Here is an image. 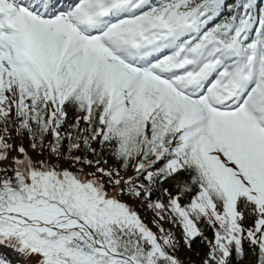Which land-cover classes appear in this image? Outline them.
Listing matches in <instances>:
<instances>
[{
	"label": "snow or ice",
	"instance_id": "snow-or-ice-1",
	"mask_svg": "<svg viewBox=\"0 0 264 264\" xmlns=\"http://www.w3.org/2000/svg\"><path fill=\"white\" fill-rule=\"evenodd\" d=\"M175 226L264 264V7L0 0V264H184Z\"/></svg>",
	"mask_w": 264,
	"mask_h": 264
},
{
	"label": "trees",
	"instance_id": "trees-1",
	"mask_svg": "<svg viewBox=\"0 0 264 264\" xmlns=\"http://www.w3.org/2000/svg\"><path fill=\"white\" fill-rule=\"evenodd\" d=\"M137 209L140 212V214L144 216V218L150 222L151 213L147 212L146 210L142 208H139L138 205H137ZM173 231L175 232L177 239L180 240V243H181V247L179 248V251L176 253L179 259L182 260L184 264H201V256L204 252L203 243L194 244L192 249H188L183 246V240L181 239L180 227L175 226L173 228ZM205 231H206V235H208L209 238H211V230L206 229Z\"/></svg>",
	"mask_w": 264,
	"mask_h": 264
},
{
	"label": "rangeland",
	"instance_id": "rangeland-1",
	"mask_svg": "<svg viewBox=\"0 0 264 264\" xmlns=\"http://www.w3.org/2000/svg\"><path fill=\"white\" fill-rule=\"evenodd\" d=\"M17 143H19V141H17ZM24 144H25V147L28 146V141H27V139H25ZM33 155H34V153H33ZM130 203H131V202H130ZM145 222H147V221H145Z\"/></svg>",
	"mask_w": 264,
	"mask_h": 264
}]
</instances>
